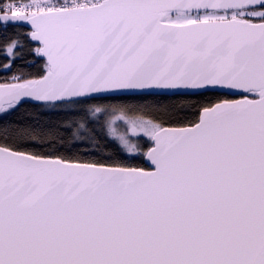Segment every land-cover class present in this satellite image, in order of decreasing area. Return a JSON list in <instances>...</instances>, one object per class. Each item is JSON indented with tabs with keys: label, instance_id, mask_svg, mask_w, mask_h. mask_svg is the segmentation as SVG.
I'll return each instance as SVG.
<instances>
[{
	"label": "snow or ice",
	"instance_id": "6c2138e0",
	"mask_svg": "<svg viewBox=\"0 0 264 264\" xmlns=\"http://www.w3.org/2000/svg\"><path fill=\"white\" fill-rule=\"evenodd\" d=\"M0 264H264V0H0Z\"/></svg>",
	"mask_w": 264,
	"mask_h": 264
}]
</instances>
